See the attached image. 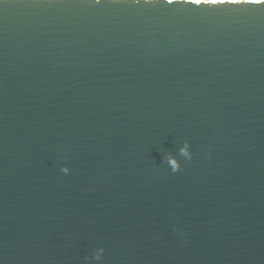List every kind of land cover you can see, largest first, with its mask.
Returning a JSON list of instances; mask_svg holds the SVG:
<instances>
[{"label":"water","instance_id":"95a60500","mask_svg":"<svg viewBox=\"0 0 264 264\" xmlns=\"http://www.w3.org/2000/svg\"><path fill=\"white\" fill-rule=\"evenodd\" d=\"M0 264H264V3L0 0Z\"/></svg>","mask_w":264,"mask_h":264},{"label":"clouds","instance_id":"9594fccd","mask_svg":"<svg viewBox=\"0 0 264 264\" xmlns=\"http://www.w3.org/2000/svg\"><path fill=\"white\" fill-rule=\"evenodd\" d=\"M146 5H152L155 6L159 3V0H144ZM165 2L169 5L176 3L177 0H165ZM264 3V0H181V6L183 5H195V6H223V5H244V4H254L259 5ZM177 155L180 157H183L186 161H190L192 158V153L190 152V144L187 140L183 141V144L178 148ZM177 155H173L172 153H169L165 159L167 164L169 165L172 172H176L180 170L181 164L180 161L177 159ZM62 172L67 174L70 170L68 167H62ZM104 249L100 248L97 250L96 254L94 255V258L96 260L101 259V255L103 253Z\"/></svg>","mask_w":264,"mask_h":264}]
</instances>
